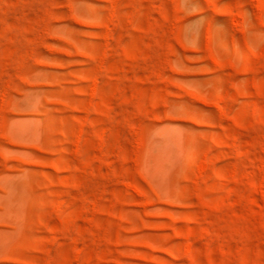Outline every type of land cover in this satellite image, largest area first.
<instances>
[{
    "label": "rangeland",
    "instance_id": "obj_1",
    "mask_svg": "<svg viewBox=\"0 0 264 264\" xmlns=\"http://www.w3.org/2000/svg\"><path fill=\"white\" fill-rule=\"evenodd\" d=\"M0 264H264V0H0Z\"/></svg>",
    "mask_w": 264,
    "mask_h": 264
}]
</instances>
